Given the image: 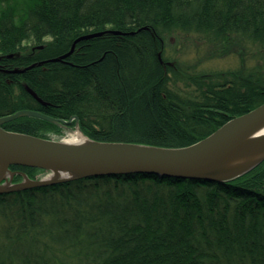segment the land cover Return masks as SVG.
<instances>
[{
    "label": "trees",
    "instance_id": "1",
    "mask_svg": "<svg viewBox=\"0 0 264 264\" xmlns=\"http://www.w3.org/2000/svg\"><path fill=\"white\" fill-rule=\"evenodd\" d=\"M263 103L264 0H0V117L183 147ZM0 264H264V161L221 182L136 172L2 192Z\"/></svg>",
    "mask_w": 264,
    "mask_h": 264
},
{
    "label": "water",
    "instance_id": "2",
    "mask_svg": "<svg viewBox=\"0 0 264 264\" xmlns=\"http://www.w3.org/2000/svg\"><path fill=\"white\" fill-rule=\"evenodd\" d=\"M101 34L82 35L74 41L70 52L52 61L67 58L79 41ZM24 70L15 69L14 72ZM27 88L45 103L32 88ZM21 116L42 118L64 128H69L72 120L78 119L76 116L60 119L33 109L1 116L0 193L87 176L136 172L221 182L242 175L264 161V131H261L264 128V103L230 119L207 137L183 147L99 141L85 135L78 124L84 138L80 141L46 138L4 127V123ZM11 165L36 167L50 171L51 175L32 178L26 172L11 169ZM17 173L23 176L21 181H14Z\"/></svg>",
    "mask_w": 264,
    "mask_h": 264
},
{
    "label": "rangeland",
    "instance_id": "3",
    "mask_svg": "<svg viewBox=\"0 0 264 264\" xmlns=\"http://www.w3.org/2000/svg\"><path fill=\"white\" fill-rule=\"evenodd\" d=\"M190 53V52H189ZM186 55L187 58L192 57L191 53ZM236 59L233 56L222 58V59H214L213 61H210L206 64L208 67H226V66H232L236 63ZM65 132L60 136L61 139H66V140H74L76 139V135L79 132L78 127H69V128H64ZM53 138H59L56 135H52ZM51 175L50 171H42L38 174V177H49Z\"/></svg>",
    "mask_w": 264,
    "mask_h": 264
},
{
    "label": "bare ground",
    "instance_id": "4",
    "mask_svg": "<svg viewBox=\"0 0 264 264\" xmlns=\"http://www.w3.org/2000/svg\"><path fill=\"white\" fill-rule=\"evenodd\" d=\"M103 32H104V31H101L102 34L105 33V32H104V33H103ZM94 33H95V32H94ZM75 47H76V46H75ZM71 49H72V47H71ZM71 49H70L69 51H67V52H70ZM74 50H75V49H74ZM74 50L72 51V53L74 52ZM67 52H66V53H67ZM72 53H71V54H72ZM71 54H70V55H71ZM70 55H69V56H70ZM69 56H68V57H69ZM261 131H264V128H263ZM76 139H79V141H80V140H82V139H84V138H83V135L80 134V132H78V134L76 135Z\"/></svg>",
    "mask_w": 264,
    "mask_h": 264
}]
</instances>
